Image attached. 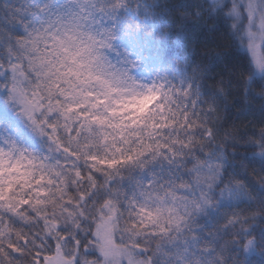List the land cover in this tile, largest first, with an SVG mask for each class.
Wrapping results in <instances>:
<instances>
[{
	"label": "snow or ice",
	"instance_id": "snow-or-ice-1",
	"mask_svg": "<svg viewBox=\"0 0 264 264\" xmlns=\"http://www.w3.org/2000/svg\"><path fill=\"white\" fill-rule=\"evenodd\" d=\"M0 264H264V0H0Z\"/></svg>",
	"mask_w": 264,
	"mask_h": 264
},
{
	"label": "trees",
	"instance_id": "trees-1",
	"mask_svg": "<svg viewBox=\"0 0 264 264\" xmlns=\"http://www.w3.org/2000/svg\"><path fill=\"white\" fill-rule=\"evenodd\" d=\"M174 2V0H173ZM212 21H207V27H211ZM220 36L219 32L213 33V32H208V31H201L198 34V43L196 45H190L189 46V51H192L195 59L197 62H200L201 59H204V62L207 63L208 60L204 58L203 54L206 49L211 50L213 53H228L231 52V47H230V41L228 40L227 37H223L222 39H218ZM175 38L173 37V40ZM222 44L223 47H217V44ZM180 54H184L183 49H179ZM231 100V98H229ZM255 259H259L258 257Z\"/></svg>",
	"mask_w": 264,
	"mask_h": 264
}]
</instances>
